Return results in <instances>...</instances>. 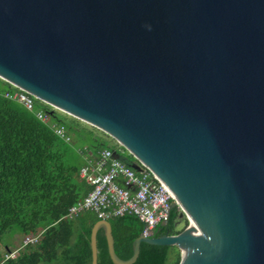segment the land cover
I'll use <instances>...</instances> for the list:
<instances>
[{"label":"water","instance_id":"water-1","mask_svg":"<svg viewBox=\"0 0 264 264\" xmlns=\"http://www.w3.org/2000/svg\"><path fill=\"white\" fill-rule=\"evenodd\" d=\"M0 79L105 133L173 192L180 264H264V0H0ZM174 207V206H173Z\"/></svg>","mask_w":264,"mask_h":264},{"label":"trees","instance_id":"trees-1","mask_svg":"<svg viewBox=\"0 0 264 264\" xmlns=\"http://www.w3.org/2000/svg\"><path fill=\"white\" fill-rule=\"evenodd\" d=\"M0 85V258L8 250L7 236L25 237L44 230L37 244L3 264H92L91 231L100 219L89 210L74 220L64 219L92 189L80 170L87 159L96 158L103 150L114 152L131 168L136 159L105 133L39 100L33 110H27L5 96L19 91L17 88L1 79ZM39 112L46 121L38 119ZM54 128H63L70 141L56 135ZM108 221L116 255L130 259L143 223L134 215ZM180 222L183 227L178 230ZM188 226L187 217L175 206L166 224L159 225L152 237L177 235ZM97 248L98 264H113L103 229L97 235ZM182 257L183 252L175 246L141 243L134 264H180Z\"/></svg>","mask_w":264,"mask_h":264},{"label":"built area","instance_id":"built-area-1","mask_svg":"<svg viewBox=\"0 0 264 264\" xmlns=\"http://www.w3.org/2000/svg\"><path fill=\"white\" fill-rule=\"evenodd\" d=\"M18 90L5 96L19 102L27 110H33L37 99ZM37 117L43 122L47 119L41 112L37 113ZM54 131L66 142L70 141L63 128H54ZM141 168L137 172L128 167L110 150L101 151L96 158L91 156L81 168L80 175L92 189L85 198L69 209L64 219L74 220L80 213L88 210L105 221L134 215L144 225L141 235L152 237L159 225L166 224L173 206L180 205L171 189L158 176L145 166L141 165ZM43 232L44 230H39L36 234L23 237L18 248L8 249L2 254L0 264L16 259L27 246L37 244Z\"/></svg>","mask_w":264,"mask_h":264},{"label":"rangeland","instance_id":"rangeland-1","mask_svg":"<svg viewBox=\"0 0 264 264\" xmlns=\"http://www.w3.org/2000/svg\"><path fill=\"white\" fill-rule=\"evenodd\" d=\"M0 87H3L2 85H0ZM189 225H190V222H189ZM183 227V223L180 222L179 225H178V230H181ZM20 237H18V235H14L13 238H11V236H7L5 238L6 240V244H7V249H13V248H18L20 246V244L22 243L23 239H21ZM4 246L5 245H2L1 247V250L4 252Z\"/></svg>","mask_w":264,"mask_h":264},{"label":"crops","instance_id":"crops-1","mask_svg":"<svg viewBox=\"0 0 264 264\" xmlns=\"http://www.w3.org/2000/svg\"><path fill=\"white\" fill-rule=\"evenodd\" d=\"M17 235H18V237H20L21 239H23V235H21V234H17Z\"/></svg>","mask_w":264,"mask_h":264}]
</instances>
